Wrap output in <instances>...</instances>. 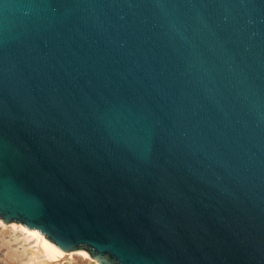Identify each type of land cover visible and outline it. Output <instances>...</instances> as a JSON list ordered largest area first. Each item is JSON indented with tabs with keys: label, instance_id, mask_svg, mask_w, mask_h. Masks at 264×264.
<instances>
[{
	"label": "water",
	"instance_id": "obj_1",
	"mask_svg": "<svg viewBox=\"0 0 264 264\" xmlns=\"http://www.w3.org/2000/svg\"><path fill=\"white\" fill-rule=\"evenodd\" d=\"M0 222L264 264V0H0Z\"/></svg>",
	"mask_w": 264,
	"mask_h": 264
},
{
	"label": "bare ground",
	"instance_id": "obj_2",
	"mask_svg": "<svg viewBox=\"0 0 264 264\" xmlns=\"http://www.w3.org/2000/svg\"><path fill=\"white\" fill-rule=\"evenodd\" d=\"M1 245H7L8 254L11 257L17 256L16 259L19 258L18 256L27 258L34 254L50 261L52 264H56L55 260H57V264H99L88 256L85 251L63 252L36 229L29 230L23 225L19 223L15 224L14 222L7 223L6 225L0 222ZM63 259L66 262L61 263Z\"/></svg>",
	"mask_w": 264,
	"mask_h": 264
},
{
	"label": "rangeland",
	"instance_id": "obj_3",
	"mask_svg": "<svg viewBox=\"0 0 264 264\" xmlns=\"http://www.w3.org/2000/svg\"><path fill=\"white\" fill-rule=\"evenodd\" d=\"M8 250V246H0V264H52L50 261H47L46 259L40 258L39 256H35L34 254L29 257H20L16 259L17 256H10ZM26 258V259H25ZM29 258V259H28ZM68 258V257H67ZM24 259V260H23ZM66 262L65 259L61 261V263ZM57 264V260H55Z\"/></svg>",
	"mask_w": 264,
	"mask_h": 264
}]
</instances>
